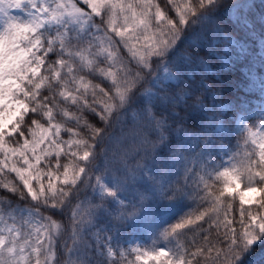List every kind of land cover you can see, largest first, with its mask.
Returning <instances> with one entry per match:
<instances>
[{
  "label": "snow or ice",
  "instance_id": "obj_1",
  "mask_svg": "<svg viewBox=\"0 0 264 264\" xmlns=\"http://www.w3.org/2000/svg\"><path fill=\"white\" fill-rule=\"evenodd\" d=\"M170 3L175 12L172 16H167L152 0H129L127 3L124 0H0V154L3 157L0 159V172L7 169L14 173L22 188L11 182L0 187L20 197L30 196L45 208L51 204V208L59 209L61 215L70 211L69 223L64 227L65 230L71 229L74 242L77 237L83 241L84 255L89 251L85 234L95 229L92 234L97 241L103 235V243L97 244V251L105 257V264H202L196 258L204 257L205 251L210 256L213 250L216 255L211 258V264H242L254 246L264 242V133L248 127L244 115L234 114L233 119L239 120L240 131L247 133L244 144L248 145L250 141L255 147L252 151H245L238 164L230 158L227 162L230 166H225L224 163L216 165L212 157L211 149L215 145L212 136L227 131L226 114L231 105H213L209 109L211 116L197 117L200 121L198 132L188 131L182 124L172 129L168 114L158 105L164 100L173 102L175 98L167 95L169 82H179L192 60L199 59L193 52L181 51V44L188 42L194 49L206 45V22L212 21L223 4L222 0H170ZM239 7V4L231 5V13L234 14ZM9 9H25L26 18L11 15ZM118 16L123 20L121 28L114 26ZM97 18H100L99 25ZM53 25L56 26L55 35H50ZM70 25L74 26L78 40L83 41L87 37V47L76 52L69 50L67 33L74 30ZM101 25L111 28L119 37L114 44L119 48L122 70L114 72L111 63L107 68L99 66L105 61H113L117 55L109 50L113 47L110 39L109 47L100 42L93 50L94 41L100 39L96 33L101 31ZM214 31L225 42L223 51L226 55L219 58L227 64L228 45H237L238 42L219 25ZM219 42L215 38L211 41L212 45ZM244 51L241 48V52ZM65 54L68 59L63 58ZM52 55L59 58L52 60ZM258 56L264 63V52H259ZM77 58L81 63L74 68ZM200 63L210 70L203 60ZM84 68L90 70L89 74L98 73L111 80L110 84L105 83L99 88L100 98L96 92L99 85H91L89 99L90 84L85 82L83 75H75ZM248 79L249 90L258 91L261 96V100L256 102L259 107L255 114L264 117V77L253 70L249 72ZM69 85H75V92L65 91ZM42 89L48 95H42ZM57 95L63 100L58 101ZM64 101H71L82 113L75 117L77 123L84 122L81 139H72L73 135L80 133L71 127L65 129L69 136L67 141L52 139L58 138L61 131L59 123H52L54 110H57V115L69 114L67 107L63 106ZM193 107H205L199 96L195 98ZM215 108L220 109L225 119L218 117ZM89 115L91 120L86 118ZM172 115L176 113L173 111ZM45 118L47 127L41 122ZM35 129H40L39 136ZM117 129L120 130L119 135ZM261 129H264V120L261 121ZM173 132L175 142L172 140ZM126 140H131L132 146L123 149L119 156L121 167L116 171L122 170L125 174V179H121L108 173V152L113 141L123 144ZM45 141L55 150L56 172H44L38 167L45 157L53 155L47 148L37 154V149ZM9 142L17 147H9ZM62 144H67L69 149L82 150V156H78L77 151L64 152L67 163L60 165ZM129 156L139 157L132 167L128 165ZM98 160L103 161V166ZM49 165L50 161L46 163ZM61 167L62 186L57 187L56 181L60 179L57 173ZM137 172L140 179L148 184L145 192L138 196L140 207L148 199V192L153 196L158 194L163 200L185 199L197 204L194 211L185 212L178 222L161 229L156 240H170L180 235L179 230L186 228L194 231L200 227L197 221H203L206 216L211 218L214 214L213 223L218 230L216 240L222 247L197 248L189 254L192 258H186L185 249L156 248V240L152 241L150 250L143 249L135 241L114 242L109 230L97 225L103 216L109 217L114 224H121L138 214L140 209L136 204L130 210L122 198L127 190V175L132 173L135 180ZM43 176L48 177L46 185L42 181ZM83 176H87V181ZM33 180L38 188L33 186ZM241 181L245 190L236 193L233 184L239 187L238 182ZM85 183L97 196L88 200L84 211L79 212L81 205L70 207L69 198H78L80 186ZM257 192L260 193L259 199L255 197ZM237 194L239 220L235 216L229 219L228 212L234 209L228 197L235 199ZM97 197L99 202H96ZM253 201L258 210H245L244 205ZM222 206L225 211L223 219H220ZM30 215L39 217L35 222L38 226L30 227L27 232L14 224H6L4 229H0V264H50L55 255L52 251L54 236L61 223L52 216L41 215L39 208ZM221 227L222 233L219 231ZM204 240L207 244V237ZM69 252H72L71 248ZM132 256L134 259H129ZM62 264L90 262L65 260ZM203 264H208L207 257Z\"/></svg>",
  "mask_w": 264,
  "mask_h": 264
},
{
  "label": "trees",
  "instance_id": "obj_2",
  "mask_svg": "<svg viewBox=\"0 0 264 264\" xmlns=\"http://www.w3.org/2000/svg\"><path fill=\"white\" fill-rule=\"evenodd\" d=\"M125 3L129 0H124ZM177 2H182V0H177ZM154 5H159V8L167 16H172L175 14L174 9L170 0H152ZM223 7H221L213 16L211 22H206V34L208 38V43L201 47L200 49H194V46L190 45L188 42L181 44V51L193 52L194 57L199 56V59H193L191 64L182 72L179 82H169L167 95L172 96L175 99L172 103H169L167 100H164L159 103V108L165 110L168 114L169 123L172 126V129L182 126L188 131L198 132L200 131L198 125L200 123V115L211 116L213 105L220 104H229L231 107L227 110L226 114V125L229 126V130L217 133L212 136V139L215 141L214 147L211 149L212 157L215 159L216 165L224 163L225 166L228 165V161L232 158L233 163H239L243 160L245 151H252L255 147L249 141L248 145L244 144V137L247 136L246 132H232L231 126L233 124V116L241 111L252 110L257 105V101L261 100L258 91L249 90L248 85L250 83L248 79V74L250 71H253L260 75L264 76V63L260 62L258 56L259 52H264V0H222ZM233 4H239L241 7L237 8L234 15L230 14V7ZM155 11V8H153ZM96 23L100 24V18L96 19ZM219 25L225 32H227L233 39L238 43L237 45H228L230 52L227 54L228 63L225 64V61L221 60L219 57L225 56L223 49L225 47V42L220 39L219 36L215 33V27ZM116 28H121L123 26L122 17L118 16ZM56 27V26H55ZM55 27H53L50 35H55ZM73 27V31L67 33V36L70 38L69 50L76 52L83 47H87V37L83 41H80L76 38V30ZM87 27V26H85ZM106 33V35H105ZM97 37L100 39L94 41L93 50L95 49V44L102 42L104 47H109V39L113 43V47L109 50L116 53V58L111 61H105V63L99 65L100 67L107 68L109 63L112 64V70L115 72L117 69L122 70V66L119 63V48L115 46L114 42L119 40V37L116 36L111 28L101 25V31L96 33ZM126 35H128L126 33ZM220 40L219 43L212 45V39ZM142 42V41H141ZM241 48L245 49L242 53ZM57 52L59 51V44L56 45ZM59 57L57 55H52L50 59L55 60ZM68 59L67 54L63 57ZM91 58V57H89ZM200 60H203L210 70H207L203 64L200 63ZM81 62L79 59H75L73 67H78ZM155 67V65H154ZM174 70V69H173ZM90 70L84 68L83 71H78L75 73L77 76L83 75L85 82L90 84L89 88V99H91V85H99L96 88L97 98L99 97V88L104 87L105 83L110 84L111 80L106 78L98 73L89 74ZM42 73L44 69L42 68ZM46 74V73H45ZM63 75V73H62ZM207 85V87H205ZM59 91V90H57ZM65 91L75 92V85H69ZM42 95H48V93L42 89ZM187 93V95H185ZM215 93V97H213ZM162 95H164L162 93ZM199 96L204 103V108H194L193 103L195 98ZM58 101H62L63 98L57 95ZM63 106L67 107L68 115L64 116L62 113L57 115V110H54V119L52 123H59L61 125V131L59 137H52V139H58L67 141L69 139L68 133L65 131L66 128H73L74 132H79L80 135H73L72 139H81L84 136L83 129V120L77 123L75 117L82 115L81 112L76 110L77 106L71 104V101H64ZM31 107V105H30ZM175 112L176 115H172V112ZM214 111L220 119H225V115L220 112L219 108H215ZM87 119L91 120V116H87ZM251 118V122L253 119ZM39 119V117H37ZM195 121V122H193ZM44 123V126L47 127L46 118L41 121ZM253 124V123H251ZM37 135L39 136L40 129H35ZM128 130V127H125V131ZM119 129L116 130L117 135H119ZM29 140L32 139L30 135L27 136ZM7 139V138H6ZM176 135L175 132L172 134V140L175 142ZM9 147H17L16 144L9 142ZM131 140H126L123 144H117L115 141L109 146L110 150L108 152V173L109 175H116L121 179H125L124 172L116 171L118 167H121L119 162V156L125 148H131ZM47 148L49 151L53 152V155L50 157H45L41 163L38 165L44 172L49 170L56 172V157L54 155L55 150L51 148L47 141L44 144H41L37 149V154L41 153L42 149ZM200 149L197 148V151ZM68 151H77L78 156H82V150H78L75 147L69 149L67 144L61 145V155L59 157L60 165L67 163V158L64 156V152ZM113 152L116 153L113 156ZM239 155H235V153ZM2 154H0V159H2ZM15 159V158H13ZM139 157L129 156L128 165L132 167L135 165L136 160ZM253 159H256L254 156ZM50 161V165L46 166V163ZM103 166V161L98 160ZM19 166V163L17 164ZM222 171L223 168H220ZM60 177L56 181L57 187L62 186L63 180V168L59 169L57 173ZM35 175V172H33ZM135 180L132 177V173H129L126 178L127 190L123 192V199L125 203L131 206L136 204L139 208L137 215L132 217L121 224H114V222L107 216H103L97 227L103 225L109 230V235L114 237L115 241L126 242V240L131 236L135 235L141 237L143 240L142 247L145 250H150L153 247V240H156V235L158 232L168 227L170 224L178 222L180 216L185 212L194 211L197 208V204L185 199H176L172 201L160 199L158 194L153 196L150 192L146 193L148 199L143 203V207L137 203L138 196L140 193L145 192V189L148 187L146 180L140 179V174L137 172ZM83 179L87 181V176H83ZM48 177L43 176L42 181L47 184ZM139 181V183H137ZM17 184L22 188V183L19 181L18 177L14 173L8 172L5 169L3 172H0V186L4 183ZM94 182V181H93ZM242 182V181H241ZM33 186L38 188L39 185L35 180L32 181ZM79 184V182H78ZM244 185V182H242ZM26 192V190H24ZM75 195V193H74ZM94 196H97L90 188H88L87 183L80 186V193L78 198H72L70 207L74 208L77 204H80L81 207L78 209L79 212L84 211L87 201L91 200ZM260 197V196H259ZM258 197V199H259ZM229 200H232V205L234 211L228 212V218L231 219L235 216L236 220H239V197L235 196V199L228 197ZM96 202H99L98 197ZM67 203V201H66ZM114 207H119V205H113ZM207 206V205H206ZM60 207H63L61 205ZM39 208L40 214L43 216H52L53 219H56L61 223L60 230L54 236V243L52 251L55 253L50 264H62L65 260H87L90 264H105V257L100 255L97 251V244L103 243V235L100 236L99 241L92 233L95 232V229L91 230L85 234L84 239L87 241L89 246V251L87 255H84L85 245L79 237L74 239L71 235V229L65 230L64 225L69 223L70 211L67 215H61L59 209H52L51 204L48 208L42 205L39 201L31 200V197H20L16 193H12L7 189L0 187V216L3 217L0 220V229H4L5 225H15L16 227L21 228L23 232H27L30 227L38 226L36 225V220L39 217L30 215L34 213L35 210ZM245 210H251L256 212L258 206L256 203L245 204ZM201 211L203 208L200 209ZM221 216L220 219H223V212L225 211L224 207H221ZM264 214V213H262ZM12 217L15 219L13 220ZM195 217L193 216V219ZM215 219L214 214L211 218L208 216L205 217L203 221H197V224L200 225L198 228H194V231H189L187 228L179 230L180 235L170 238V240L159 239L156 240L155 247L166 245L170 247L172 251H176L178 248H183L186 250V258H192L189 254L195 252L197 248H208L213 247L220 248L222 245L217 242V228L213 223ZM28 222L27 224L25 222ZM194 227V226H189ZM238 227V225H237ZM223 232V227L219 229ZM207 237L208 243H205L204 238ZM67 245V246H65ZM72 249V252H69V249ZM79 249V251H77ZM215 250L212 251L211 255L205 251L204 257H197V260H200L203 264L205 257L208 258V264H211V258L215 257ZM223 255H221V259ZM129 259H134V256L129 257ZM242 264H264V242L258 243L254 246L253 250L249 252L244 258Z\"/></svg>",
  "mask_w": 264,
  "mask_h": 264
},
{
  "label": "rangeland",
  "instance_id": "obj_3",
  "mask_svg": "<svg viewBox=\"0 0 264 264\" xmlns=\"http://www.w3.org/2000/svg\"><path fill=\"white\" fill-rule=\"evenodd\" d=\"M9 12H10L11 15L16 16L18 18H21V17L26 18V10L25 9H9ZM244 116H245V124L247 125V122H246L247 116L246 115H244ZM235 130H240V124H239V120L238 119H236V121H235ZM255 130H260L261 133H264V129H261V121L257 124V127H256ZM238 183H239V187H236V184H233V188H235L236 193H242V192H244L245 187L242 185L241 182H238ZM249 195H252V194H249ZM259 195H260L259 192H257L255 194L256 199L258 198ZM253 202H255V201H253ZM130 241H135L136 243H138V244L141 245V239L138 238V237L135 238L134 240H130ZM133 246H135V244H133ZM164 247L166 248V250H169L170 249L167 246H164ZM41 259H43V257H41Z\"/></svg>",
  "mask_w": 264,
  "mask_h": 264
}]
</instances>
